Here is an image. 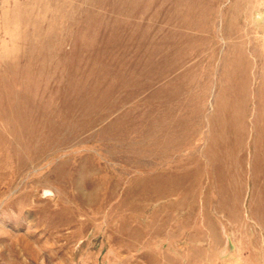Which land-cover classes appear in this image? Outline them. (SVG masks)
Wrapping results in <instances>:
<instances>
[{
	"label": "rangeland",
	"instance_id": "374dc122",
	"mask_svg": "<svg viewBox=\"0 0 264 264\" xmlns=\"http://www.w3.org/2000/svg\"><path fill=\"white\" fill-rule=\"evenodd\" d=\"M0 264H264V0H0Z\"/></svg>",
	"mask_w": 264,
	"mask_h": 264
}]
</instances>
